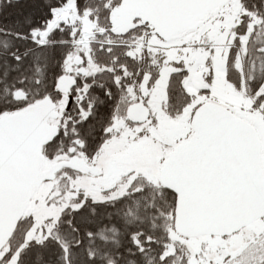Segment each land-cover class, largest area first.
<instances>
[{
  "label": "snow or ice",
  "instance_id": "1",
  "mask_svg": "<svg viewBox=\"0 0 264 264\" xmlns=\"http://www.w3.org/2000/svg\"><path fill=\"white\" fill-rule=\"evenodd\" d=\"M0 264H264V0H0Z\"/></svg>",
  "mask_w": 264,
  "mask_h": 264
}]
</instances>
